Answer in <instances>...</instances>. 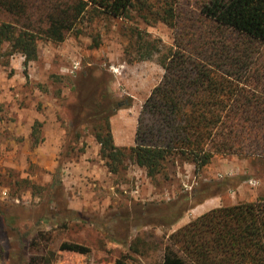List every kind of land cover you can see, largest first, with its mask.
I'll return each mask as SVG.
<instances>
[{
    "label": "rangeland",
    "instance_id": "rangeland-1",
    "mask_svg": "<svg viewBox=\"0 0 264 264\" xmlns=\"http://www.w3.org/2000/svg\"><path fill=\"white\" fill-rule=\"evenodd\" d=\"M172 1L189 9L199 2ZM163 4L149 0L129 18L87 15L64 41L39 40L37 59L26 65L19 52L1 45L0 264L33 258L37 264H161L170 234L181 226L212 208L264 198V154L216 153L197 168L175 152L154 177L127 154L111 172L94 137L96 124L75 129L76 82L92 69L117 105L110 117L116 145H135L143 102L164 73L159 54L174 43ZM135 29L157 44L151 59L138 60L131 49ZM238 84L264 95L255 84ZM204 183L212 195L164 224L168 218L156 209L181 193L201 192ZM62 241L90 251L59 250Z\"/></svg>",
    "mask_w": 264,
    "mask_h": 264
},
{
    "label": "trees",
    "instance_id": "trees-1",
    "mask_svg": "<svg viewBox=\"0 0 264 264\" xmlns=\"http://www.w3.org/2000/svg\"><path fill=\"white\" fill-rule=\"evenodd\" d=\"M148 1L0 0V48L7 43L26 65L37 59L39 40L62 42L87 15L129 18ZM163 5V18L175 29L174 43L159 54L164 73L143 102L135 145H116L110 117L117 105L108 82L92 75V69L76 82L75 129L81 122L96 124L94 137L111 172H117L127 154L150 177L175 152L197 168L216 153L264 154V95L238 84L264 88V0H199L193 9L172 0ZM144 36L139 29L131 33L130 47L138 60L159 52ZM201 186V192L181 193L156 209L168 218L164 224L212 195L209 183ZM59 250L90 251L73 241H62ZM161 264H264V198L212 208L181 226L170 234Z\"/></svg>",
    "mask_w": 264,
    "mask_h": 264
}]
</instances>
